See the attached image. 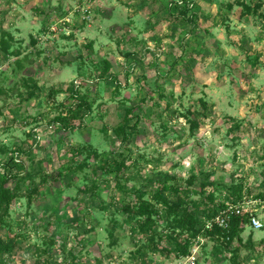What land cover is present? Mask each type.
I'll use <instances>...</instances> for the list:
<instances>
[{
	"label": "rangeland",
	"instance_id": "1",
	"mask_svg": "<svg viewBox=\"0 0 264 264\" xmlns=\"http://www.w3.org/2000/svg\"><path fill=\"white\" fill-rule=\"evenodd\" d=\"M74 86L91 111L68 118ZM14 151L0 237L18 247L0 264H264L250 222L231 243L193 240L191 262L151 253L131 214L167 184L199 216L208 182L218 204L241 187L264 225V0H0V177Z\"/></svg>",
	"mask_w": 264,
	"mask_h": 264
},
{
	"label": "trees",
	"instance_id": "2",
	"mask_svg": "<svg viewBox=\"0 0 264 264\" xmlns=\"http://www.w3.org/2000/svg\"><path fill=\"white\" fill-rule=\"evenodd\" d=\"M177 5L178 4H175V7ZM177 9H181V7L178 6ZM189 11L190 7L186 5L185 9L180 12V15L182 17H186L187 12ZM77 88V86H74L68 91L70 94L69 99L72 102L71 107H63L64 111L67 112L66 115L68 118H76L79 115L77 108L86 109L88 112L91 111L90 105L81 100L79 97L80 93ZM34 95L35 92L30 94L28 100H31ZM128 115H130V112ZM84 116H82V118ZM66 119L67 117L65 118L61 115L60 117L53 120L51 124L55 127L64 129ZM129 122L130 120L127 117L126 123L117 129V133L124 137V141H128L130 138L129 134H133L136 131L137 124L131 127L128 124ZM197 129L198 125L193 123L191 127L192 132H195ZM30 137H35L33 132H31ZM20 156L21 152L14 151L12 158L2 164V167L4 168V174L2 177H0V224L4 223L5 218L9 216L12 205L18 199L17 193L12 192L6 186V183L10 179H16L20 177V173L25 172L24 165L19 163L17 160V158ZM110 165L112 166L110 168L118 167L119 170L125 168L124 163L115 162L114 164ZM12 167H15L20 172L12 173ZM195 180L197 181L195 178L190 179L189 185L194 186L193 183ZM216 191H218V188L215 187L213 183L206 182L200 186L197 192H195L197 195L206 196V202L210 205V207L208 206L199 216L192 214L187 208L184 207L185 199H188V196L191 194V191L189 190L182 191L172 185L168 186L167 184H163L162 189L159 190L153 198L156 201L155 204L152 201H145L139 198L133 210L131 211V214L137 220L139 232L144 236H150L147 249H149L153 254H160L166 258H171L172 256H175L176 258H187L191 255L193 240L197 239L201 235L209 238L218 236L228 243H231L236 238H238L241 232H243L244 226L249 223V217L246 215H232L230 218L229 228L227 230L216 227L213 231H205V220L203 222V219L212 218L220 211L226 209L227 203L218 204V199L215 194ZM228 191H230L231 194L227 196V201H230L231 204L243 203V189L241 187L231 188ZM158 205L161 207L159 208ZM211 206H216V209L214 210L211 208ZM163 211L170 219L172 218L168 228L173 232L166 236L165 241H163L165 246H161V238H159L158 242L155 240L156 222L158 218H161ZM177 231H179V234H176ZM185 233L187 234V238L183 239V236L186 235ZM17 247L18 244L16 242H5L0 237V255L13 254Z\"/></svg>",
	"mask_w": 264,
	"mask_h": 264
},
{
	"label": "built area",
	"instance_id": "3",
	"mask_svg": "<svg viewBox=\"0 0 264 264\" xmlns=\"http://www.w3.org/2000/svg\"><path fill=\"white\" fill-rule=\"evenodd\" d=\"M245 206V204L242 205L227 203L226 209L220 211L216 216L205 220V231H213L216 227L227 230L229 228L230 218L232 215L243 216L245 213H247ZM249 222L250 225L256 230H261L264 228V225L261 223V221L253 215L249 218ZM195 252L196 251L194 250L192 255L184 259L194 262L196 260L194 256Z\"/></svg>",
	"mask_w": 264,
	"mask_h": 264
}]
</instances>
